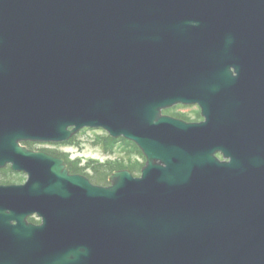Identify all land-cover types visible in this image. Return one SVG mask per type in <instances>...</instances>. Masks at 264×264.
I'll return each mask as SVG.
<instances>
[{
	"label": "water",
	"instance_id": "obj_1",
	"mask_svg": "<svg viewBox=\"0 0 264 264\" xmlns=\"http://www.w3.org/2000/svg\"><path fill=\"white\" fill-rule=\"evenodd\" d=\"M84 127L134 141L141 176L21 144ZM8 162L29 180L0 193V264H264V0H0Z\"/></svg>",
	"mask_w": 264,
	"mask_h": 264
},
{
	"label": "trees",
	"instance_id": "obj_2",
	"mask_svg": "<svg viewBox=\"0 0 264 264\" xmlns=\"http://www.w3.org/2000/svg\"><path fill=\"white\" fill-rule=\"evenodd\" d=\"M167 113L177 114L175 110L168 109ZM92 144L100 146L107 154L115 155L103 163L94 160L80 165L77 161L70 162L72 171L91 169L92 178L99 183H104L108 175L117 169L128 168L133 173L138 174L144 165V156L140 148L132 141L125 138H113L107 134L96 133L92 139ZM89 170L90 172H92Z\"/></svg>",
	"mask_w": 264,
	"mask_h": 264
},
{
	"label": "rangeland",
	"instance_id": "obj_3",
	"mask_svg": "<svg viewBox=\"0 0 264 264\" xmlns=\"http://www.w3.org/2000/svg\"><path fill=\"white\" fill-rule=\"evenodd\" d=\"M196 108V107H194ZM194 108L189 107L185 109H179L180 112H184L192 117L195 116ZM100 130H84L77 139L81 140L82 143L74 144V143H61V144H46V143H38V148H48L55 149L59 152H64L71 159L80 158L82 164H86L90 159H93L96 162L103 163L106 160L110 159L111 156L105 154L100 147L92 145L91 140L96 135V132ZM91 169H86L84 171H89ZM92 171V170H91ZM93 172V171H92Z\"/></svg>",
	"mask_w": 264,
	"mask_h": 264
},
{
	"label": "flooded vegetation",
	"instance_id": "obj_4",
	"mask_svg": "<svg viewBox=\"0 0 264 264\" xmlns=\"http://www.w3.org/2000/svg\"><path fill=\"white\" fill-rule=\"evenodd\" d=\"M27 173L13 169L11 163H7L0 167V193L8 192L9 187L14 185H22L27 181ZM6 213H11L9 208L5 209ZM26 221L29 223L39 224L41 223V217L36 212L28 214ZM16 220H13L15 223Z\"/></svg>",
	"mask_w": 264,
	"mask_h": 264
}]
</instances>
